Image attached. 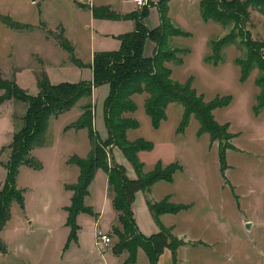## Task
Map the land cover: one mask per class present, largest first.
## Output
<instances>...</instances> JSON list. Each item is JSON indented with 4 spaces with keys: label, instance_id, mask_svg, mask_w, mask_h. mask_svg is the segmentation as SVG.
I'll list each match as a JSON object with an SVG mask.
<instances>
[{
    "label": "rangeland",
    "instance_id": "rangeland-1",
    "mask_svg": "<svg viewBox=\"0 0 264 264\" xmlns=\"http://www.w3.org/2000/svg\"><path fill=\"white\" fill-rule=\"evenodd\" d=\"M106 1L109 0H0L1 14L34 26L32 29L17 30L0 21V68L3 76L15 78L19 86L34 94L39 89L36 77L39 71L44 70L50 81L54 82L91 77L92 69L89 64L78 67L77 62L73 63L70 51L58 45L55 33L59 34L62 27L63 35L71 39L75 56L84 62L91 61L90 55L94 49L108 46L100 35V31L106 27L94 25L93 17L86 8ZM188 3V0H182L178 13L188 9ZM250 11L251 19L247 26L253 37L263 41L264 7H253ZM196 13L198 18L182 22V27L185 28L183 30H191L192 35L173 36L170 40L173 47L182 48L180 53L184 61L181 63L172 60L169 64L175 78L186 80L191 75L193 85L204 92L206 99L231 95L229 103L219 105L213 110L218 120L229 123V131L234 134L231 139L233 147L226 150V166L220 162L219 139H212L207 131L198 133L199 121L194 115L190 116L184 130H177L183 112L182 104L177 101L169 103L166 118L158 128H154L143 104L146 93L135 94L138 108L130 113L140 121V125L128 127L127 135L130 140L145 137L154 142L151 149H145L141 157L139 156L143 161L144 171L154 168L158 160L163 164L175 160L182 164V168L175 170L172 181L161 179L154 184L151 191L152 199H160L168 193L171 197L167 195L169 200L190 204L189 208L165 218V223L171 225L175 235L181 237L186 233V239L192 240V244L180 247L176 253L175 264H264V108H254L256 95L260 91V86L256 83L259 71L255 67L246 79H240L241 71L236 57L243 55L244 47L238 42L239 39L218 51L221 57L218 62L214 63L213 58L211 60L204 57L217 54L213 52L210 42L227 33L229 28L218 22L203 20L199 12V0ZM119 24L124 27L126 21ZM174 24L177 25L176 22ZM148 52L149 46H146L145 53ZM108 89V83L97 85L92 97L82 96L71 109L49 117L48 127L40 138L47 139L48 136L53 137L56 134L68 135V138L59 143L58 150L48 156L50 169L44 175L43 184L35 183L32 188L27 187L25 195L22 190L24 204L26 196L28 210L34 218L32 227L36 233L30 235L38 239L44 236L47 251L41 253V256L32 254L24 258L25 261L21 260L20 254L2 256L0 264H104L102 256L110 255L107 249L115 253L124 251L125 259L121 264H125L128 251L125 248L117 252L114 250L119 241V234L114 229L116 226L122 228L121 223L115 220L106 228L111 217L109 205L103 206L102 225L98 222L95 225L91 216L81 217L79 223L82 225V252L71 257L69 252L64 254L62 250L59 251V245L56 244L65 235L67 213L63 204L69 202L66 197L68 195L66 192L63 194L60 184L62 180L75 179L74 170L78 167L73 161L64 162L63 158L73 143L78 155H86L87 151L83 150L90 142L87 128H75L69 120L76 117L78 111H82L83 102L91 99L95 106V127L101 136L106 137L103 103ZM2 92L3 89L0 88V94ZM2 102L0 154L1 159L6 161L10 150L7 145L16 128L14 120L24 112L25 102L14 97L6 98ZM63 125L71 127L65 130ZM61 129L65 132H61ZM112 148L114 156L126 166L127 175L138 176L135 166L121 148L116 144ZM5 170L0 162V179L5 176ZM24 182L29 183L26 179ZM100 189L101 173L93 181L90 200L95 202L99 199ZM138 190L133 201L140 216L143 213L137 205L140 203L136 202L143 199L144 189ZM10 215L3 225L4 227L7 224L8 227L4 234L14 229L12 224L22 223L18 203H11ZM96 226L105 227L111 234L109 245L94 247ZM51 236H55V244L47 239ZM197 237L200 239L196 241ZM30 242L34 249L43 245L42 241L37 243L32 237ZM109 258L111 262L116 260L113 254ZM168 262L174 264L173 256L170 260L165 259L162 264ZM135 264H147V257L140 256Z\"/></svg>",
    "mask_w": 264,
    "mask_h": 264
},
{
    "label": "trees",
    "instance_id": "trees-1",
    "mask_svg": "<svg viewBox=\"0 0 264 264\" xmlns=\"http://www.w3.org/2000/svg\"><path fill=\"white\" fill-rule=\"evenodd\" d=\"M169 1L149 0L148 4L124 15L113 10L110 4H94L88 7L94 18L135 20V28L132 31L118 36L120 47L97 49L94 52L93 61L90 63L92 68L90 78L54 82L50 81L44 70L39 71L36 73L39 89L34 94L19 86L15 78L4 77L0 68V88L3 89L0 102L11 97L25 102L24 112L14 120L16 128L12 140L7 145L10 148L8 159L3 161L0 154V162L7 169L0 185V229L11 216L13 200L24 206L22 188L16 184V175L19 166L23 163L34 167L41 165L40 160L31 153V149L34 145L44 142L45 139L40 137L48 127L49 117L71 108L82 96L92 97L94 87L108 83L109 92L103 103L104 121L107 126L106 137L101 136L95 127L93 121L95 106L91 99L82 103L79 117L71 123L75 127H87L91 147L87 155L73 154L69 157V161L75 162L80 167V173L74 183L67 184L68 188L73 189L71 201L66 205L68 213L66 223L70 228L68 240L77 237L79 230L77 216L80 211L97 214L92 206L86 203L85 194L97 169L103 167L107 171L109 193L117 212L115 220H118L122 226V228L116 226L114 229L115 233L119 234V241L114 250L117 252L125 248L129 254L125 263H129L136 260L137 249L142 247L149 256V264H158L159 255L165 247H169L174 264L176 263V251L185 240L175 235L171 226L163 223H160L161 228L158 231L143 233L137 225L132 203L136 190H146L160 178L172 181L175 170L182 168V164L176 160L163 164L158 160L154 168L144 171L139 150L152 148L154 142L145 137L134 140L128 138V127L140 125V121L130 113L138 107L134 95L146 93L143 104L155 128L159 127L166 118L170 102L181 103L183 112L177 130H184L190 116L194 115L199 121L198 133L207 131L212 139H219V158L223 166L227 164L226 150L233 147L231 139L234 134L229 131V123L218 120L213 112L219 105L229 103L231 95L206 99L204 92L193 85L191 75L186 80H179L173 76L169 62L172 60L183 62L184 58L180 53L183 51L182 48L173 47L170 40L173 36H186L189 32L170 21ZM79 4L85 7L82 3ZM155 5L160 15V23L154 28H149L144 18L148 15L149 7ZM253 7L262 9L264 0H199V12L204 20L218 22L223 27L229 28L227 33L210 42L213 52L217 54L213 57L211 55L204 57L211 60L213 58L214 63L218 62L221 59L218 51L239 39L238 42L244 47L243 55L236 57L241 71L240 79H246L255 67L259 71L256 83L260 86V91L254 103L255 110H259L264 108V40L253 37L247 26L251 19L250 10ZM0 21L17 30L34 28L32 24L18 22L1 13ZM62 31L61 27L60 33H55L58 45L70 51V58L82 65L84 62L75 56L71 40L63 35ZM148 40L155 44L150 54L145 53ZM114 144L118 145L130 159L138 176L129 177L126 166L115 159L112 151ZM147 203L157 217L163 211L177 212L180 208L188 206L187 203L169 200L167 196L161 200L147 198ZM0 248L5 249L1 238Z\"/></svg>",
    "mask_w": 264,
    "mask_h": 264
},
{
    "label": "crops",
    "instance_id": "crops-1",
    "mask_svg": "<svg viewBox=\"0 0 264 264\" xmlns=\"http://www.w3.org/2000/svg\"><path fill=\"white\" fill-rule=\"evenodd\" d=\"M88 1H92V0H88ZM152 1H156V0H152ZM181 1L182 0H170L169 1L168 16L170 18V21L173 24H174V22H176L177 25L174 24L175 26H177L179 28H182V29H185V28H183L184 26L182 25V22L184 23V21L186 19L189 20V19H194L195 17L196 18L199 17L198 13H196L197 0H188L189 1L188 5H187L188 9H186L182 13H178V11H180V8L182 6L181 5ZM103 4H110L113 10H115L117 13L122 14V15H124L125 13H128V12L133 11V10L138 8L137 3L134 2L133 0H109V1L104 2ZM86 9L90 11V14L92 16L91 9L90 8H86ZM147 14L148 15L144 18L145 24L149 28L156 27V25H158L160 23V15L158 14L157 6L156 5L155 6H150L149 7V11H148ZM200 16L202 17L201 12H200ZM92 17H93L92 23L94 25L98 24V26L100 25L101 27H106L104 30L100 31V35H102V37L105 40L104 44L106 43L105 45L108 46V47H101V48L94 49V51L90 55V60L91 61H88V62H84L83 61L84 63L82 65H80L78 63L76 64V62L71 59V61H73V63L78 65V67H83L84 64H89V66L91 67L90 63L93 61L92 60L93 54H94V52L97 49H111V48L120 47V40H119L118 36L120 34H123V33L127 32V31H132L135 28V20L132 19V18H125V19H113V18H110V19H104V18H96V17L94 18V16H92ZM122 21L123 22L126 21V24H125L124 27L122 26V24H119V22H122ZM110 26H112V27H110ZM126 27H128V28H126ZM185 31L189 32V34L186 35V36L192 35L191 30L187 29ZM177 36H181V35H177ZM186 36H184V37H186ZM147 43H148V45H146V46L147 47L149 46V52L148 53L150 54V53H152L155 44L152 41H150V40H148ZM80 61H82V60H80ZM91 74H92V70H91ZM86 78H90V77H86ZM95 89H96V87H94L93 91ZM69 109H71V108H69ZM66 111L60 112L59 114H63ZM80 113L78 111V115L76 117H74L73 119L69 120V121L73 122L74 120H76V118L79 117ZM59 114H57V115H59ZM57 115H55V116H57ZM66 124H68V123H66ZM65 126L66 125H63L62 128H64ZM69 127H71V126L68 125V127H65L64 129L67 130ZM75 128H79V127H75ZM64 129L63 130L61 129V132L62 131L65 132ZM87 132H88V130H87ZM66 138H68V135L63 136L62 134H60V135L56 134L55 136L53 135V137L52 136H48L47 139L44 140V142L38 143V145L36 144V145H34L32 147L31 153L36 157V159L40 160L41 165L38 166V167H34V166L30 165V164L23 163V164H21L19 166V168H18L19 170H18V173L16 175V184H18V186L20 188H22V190H24V195H25V193L27 191L26 190L27 187H29V188L31 187L32 188L35 183L36 184L37 183L38 184H43L42 180L44 179V175L50 169V166L48 167V161H47V160H49L48 156L51 154V152L57 151L58 148H59V143L64 142L65 140H67ZM89 140H90V136H89ZM68 144H70V143H68ZM74 145L75 144L73 143L72 147L68 149V154H66V156H64V158H63L64 162H66V163L69 162V157L71 155H73V154H77V151H76ZM90 147H91V141L85 146V148L83 150V152L87 151L86 155H87ZM144 151H145V148L139 150L138 154H139L140 157H141V155H142V153ZM84 155H85V153H84ZM115 158L118 160L117 157H115ZM78 167L74 170V176H76V177H74L75 179H70L69 181L62 180V182L60 184L61 185L60 186L61 191L63 192V194L66 192V194L68 195L66 197L69 199V202H65L63 204L64 206L68 205L70 203V201H71L70 197H71V194H72V188H70V187L68 188L67 184L75 182L77 180L78 175L80 173V167L79 168ZM4 168H5V166H4ZM5 172L7 173V169L5 170ZM6 173H5V176H6ZM99 173H101V175H102V189H100V192H99V195H98L99 199L95 200V202H94L92 199L90 200V198H91L90 197L91 188H92V184H93V181H94L95 177H97V174H99ZM5 176L0 179V182H2L4 180ZM25 179L27 181H29V183L24 182ZM161 179L162 178H160L157 181H155L154 183H152L151 186L148 187L146 190H142L144 197H143L142 200H140V202H136V203H140V204H137V205H139L138 208L143 213V215H140V216L138 215V211H136V207H135V201H133V203H132V208H133V211L135 213V218H136L137 225L140 227L141 231L143 233H145V234H149V233L158 231L161 228L160 223L161 224L163 223L164 225H168V224H166L167 221H165V218L167 216H169L171 214H177V212H180V211L185 210V209L190 207V204L187 203L188 204L187 207L180 208L177 212L163 211L157 217L155 215V213L150 210V208L148 206V203H147V198H150V199L153 198V197H151L152 188H153L154 184L159 183ZM162 180H165V179H162ZM167 195H169V194L168 193L164 194V196H162L161 198L166 197ZM24 198H25V204H24L23 207L16 200L12 202V203H14L16 205H17V203L20 205V210H21V213H22V223L21 224H18V223L12 224L14 229L12 231H10V232H7L6 234H4V232H5V228H8V227H6L7 224L3 228H1V237H2L1 240H2V243H3L4 247H5V249H1L0 248V257H2V256H11L13 254L17 256L18 254H20L22 256V257L20 256L21 260L25 261L24 258L29 257L32 254H33V256L34 255L35 256H41V253H45L47 251L46 248H45V244H44L45 243V237L44 236H41V238L38 239V238H35L34 236L30 235V233H33V234L36 233V232H34V229L32 227V223L34 221V218L32 217V214H30V212L28 210V206L29 205H28L26 196ZM161 198L160 199H152V200H161ZM169 198H171L170 195H169ZM85 201H86L87 204L92 206L93 210L97 214H92V213H90L88 211H85V212L84 211H80L78 216H77L78 223L81 221L80 220L81 217L86 215L88 217L91 216V218L93 219L95 225H96L97 222H98V224L102 225L101 218L104 216V213L102 212L103 208H105V207H103L104 205L105 206L109 205V209H110V212H111L110 221L106 225V228H108V226L110 225V223H112V221H115L117 212L115 211V209L113 207L112 197L110 196V193H109V181L107 179V171L103 167H99L97 169L94 178L91 180V183L89 184L88 192L85 194ZM177 202H183V201H177ZM183 203H185V202H183ZM66 213H67V209H66ZM67 215H68V213H67ZM66 219H67V216H66ZM66 219H65V221H66ZM81 226L82 225L79 223V230H78L77 237L74 238V239L68 240V236H69V233H70V228H69V226L66 223L65 235H64L62 240H59L56 243L57 246L59 245V248H58L59 251L62 250L64 252V254L67 251V252L70 253L71 257L74 254L76 255V254L82 252V243L80 241L81 236H82V234H81V229H82ZM26 232H27V234H26ZM44 235L46 236V234H44ZM185 236H186V233L181 235V238L183 240H185V241L178 246V249H177L176 253H178V251L180 250V247H182L184 245H187V244H192L191 243V241H192L191 238L186 239ZM30 237H32L33 240L35 242H37V243L39 241L40 242L42 241L43 245H41V246L38 245L37 249H34L33 248V244L30 242ZM47 239H49L52 243L55 244V242H54L55 236H51V237H49ZM197 239H200V238L197 237L195 240L197 241ZM4 242H5V244H4ZM94 247H96V246L94 245ZM107 251H110L109 252L110 255L102 256L104 264H121L122 261L125 259V257H123L124 253H125L124 251L123 252H119V253L118 252L115 253L113 250H108V249H107ZM6 254H8V255H6ZM111 254H113L116 257V260H114L113 262H111V260L109 258V257H111ZM140 256H143V258L147 257V264H149V256L146 255V252H145V250L142 247H139L137 249V254H136L137 258H136V260H134L132 262H129V263H125V264H135V263H137V261L140 258ZM159 256L160 257H159V260H158V264H162V262L165 261V259L170 260V258L172 257V251H171V249L169 247H165ZM8 264H10V263H8ZM12 264H15V263H12ZM168 264H169V262H168Z\"/></svg>",
    "mask_w": 264,
    "mask_h": 264
},
{
    "label": "built area",
    "instance_id": "built-area-1",
    "mask_svg": "<svg viewBox=\"0 0 264 264\" xmlns=\"http://www.w3.org/2000/svg\"><path fill=\"white\" fill-rule=\"evenodd\" d=\"M134 2L137 3L138 7L148 4L149 0H133ZM112 236L111 234L102 226H96L95 229V246L98 247H103L106 245H109L111 242Z\"/></svg>",
    "mask_w": 264,
    "mask_h": 264
}]
</instances>
